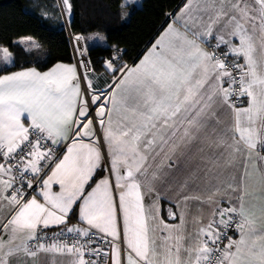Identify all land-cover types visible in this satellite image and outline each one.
<instances>
[{
	"label": "snow or ice",
	"instance_id": "obj_1",
	"mask_svg": "<svg viewBox=\"0 0 264 264\" xmlns=\"http://www.w3.org/2000/svg\"><path fill=\"white\" fill-rule=\"evenodd\" d=\"M61 7L70 19L71 0ZM165 23L138 63L117 65L119 55L103 62L112 73L103 91L90 80L82 89L77 65L0 74V264H40L41 254L68 258L58 264H97L86 256L108 253L91 247L96 240L110 245L112 264H264V208L257 217L248 185L252 154L264 151V0H186ZM73 39L84 56L81 41L105 36ZM210 39L212 52L202 47ZM20 43L39 47L31 37ZM0 60L13 63L7 47ZM78 63L91 71L90 61ZM206 142L219 149L210 158L219 171L202 187L194 173L178 175V160ZM102 148L119 190L123 237L113 184L95 179ZM256 170L264 180V169ZM164 182L177 193L178 211H169L176 224L157 220L155 203H144L145 190ZM256 199L264 200V185ZM189 202L217 205L207 224L189 220ZM74 208L87 228L40 234L67 225ZM233 225L237 239L223 230ZM65 232L74 234L71 243Z\"/></svg>",
	"mask_w": 264,
	"mask_h": 264
},
{
	"label": "trees",
	"instance_id": "obj_2",
	"mask_svg": "<svg viewBox=\"0 0 264 264\" xmlns=\"http://www.w3.org/2000/svg\"><path fill=\"white\" fill-rule=\"evenodd\" d=\"M184 1L142 0L141 5H128L122 0H71L72 15L65 25L31 9V0H0V45L9 47L14 57L12 64L0 68V74L31 65L46 69L59 61H74L69 30L73 35L99 32L106 37L107 45L87 47L94 73L105 72L103 62L118 51L122 60L117 65L135 63L166 25L167 12H176ZM23 36H33L45 46L44 59L35 61L15 42Z\"/></svg>",
	"mask_w": 264,
	"mask_h": 264
},
{
	"label": "crops",
	"instance_id": "obj_3",
	"mask_svg": "<svg viewBox=\"0 0 264 264\" xmlns=\"http://www.w3.org/2000/svg\"><path fill=\"white\" fill-rule=\"evenodd\" d=\"M185 3H186V0L178 8V10L174 13V15L180 12L181 8L184 6ZM123 4H127V3L123 2ZM64 18L66 19V21H63L61 14H57L54 21L58 23L63 22L65 23V25H67L69 17L65 15ZM164 27H166V25ZM162 30L159 32V34L162 32ZM159 34L156 36V38H158ZM23 37H28V36H23ZM213 41H215V39H210L209 42L207 44L202 45V47H204L206 51L211 52L210 43ZM233 43H238V41L233 39ZM152 44L144 51V53L135 63H138L139 60L142 59V57L145 54H147L148 50L152 47ZM90 45L91 44H89V46ZM104 45H107V42ZM24 48L28 49L26 47ZM241 60L243 61L242 58ZM57 64L77 65V73L78 75H80L79 64L76 60L72 62L59 61L46 69H40L36 65H31V66L22 67V68L9 71V72L20 71V70L28 69V68H36L37 71L46 72V71H49L51 68H53ZM7 66L8 65H6L5 67ZM0 68H4V67L0 66ZM3 74H7V72ZM110 74H111L110 71H105L103 73H97L96 75L90 74L89 80L91 81L92 86L97 91H103L106 89L107 84L111 83L112 77H110ZM81 88L82 89L84 88L83 80H81ZM97 127L99 129V126ZM102 131H103L102 129H100L99 131V135L101 136V139H102ZM200 149H203V152H201ZM218 152H219V149H216L210 146V144L207 142L206 143H195L191 145L189 150H187L186 153L182 155L178 160V167L180 169V172L178 173V175H180L182 178L183 176L194 173L197 178V183H199L202 187L210 186L208 183L209 181H211L212 183H216L214 176L218 173L219 169L213 166V163L211 162L210 158L217 155ZM260 157H264V151L259 152V155H257L256 153H253L251 157V161L248 164L249 191L253 194L252 197L249 199V204L255 207L257 217H260V209L264 208V200L256 199V193L260 190V187L264 185V180L261 179L260 172L256 170L257 168L264 169V160H261ZM107 159H108V162H107ZM106 163L108 164V166H106ZM109 168H110V157L107 155V149L102 148V160H101L100 167L97 169V176L95 177V179L98 180L99 178H101V176L109 177L113 184V196L117 203L118 224L120 226L121 234L123 237V221H122L120 209L118 207L119 190L115 187V176L110 174ZM226 187L227 185L222 186V188H226ZM54 190H58V189L54 187ZM86 190H90V189H86ZM216 199L219 201V206L221 207L226 206L227 200H226V196L223 193L220 196H217ZM144 203L146 207L151 206L153 203H155V211H156L157 220H163L165 223H168V224L179 223V220L172 221L169 219V211H173V212L178 211L176 207L177 193L173 190L172 186L169 183L167 182L161 183L157 185L150 192L145 190ZM216 206L217 205L214 203L212 204L206 203L201 206L195 202H189V207L186 209V212H187V215L190 221L192 220V218H197L201 221V223L207 224L208 221L212 218V212ZM218 218L219 217H216V219ZM2 219H3V216L0 215V220ZM258 222L261 226H264V218H260ZM72 226L80 227V228L88 227L86 224H84L83 222L79 220L78 208H74V214H70V219L67 225L53 226V227L42 229V230H55L59 228L65 229L66 227H72ZM232 238L237 239L238 234L235 232ZM106 252L108 253V255L106 256L105 261L101 264H112L110 245H108V247L106 248ZM126 254H127V248L123 243H121L122 259ZM67 259H68L67 257L59 256V255L55 257H51V256L46 257L44 254H41L39 257L40 264H45V261H47V264H58V262L65 261ZM20 264H23V261H20ZM28 264H32V261L29 260Z\"/></svg>",
	"mask_w": 264,
	"mask_h": 264
},
{
	"label": "rangeland",
	"instance_id": "obj_4",
	"mask_svg": "<svg viewBox=\"0 0 264 264\" xmlns=\"http://www.w3.org/2000/svg\"><path fill=\"white\" fill-rule=\"evenodd\" d=\"M32 2V7L31 9H36L35 11H38V13L41 15H44L45 18H50L51 20H54L56 15L59 13L62 15V18H63V21H66V19L64 18L65 15L62 14V7H61V0H31ZM124 3H126V0H123ZM141 2L142 0H134V3H136L137 5H141ZM29 9V8H28ZM58 12V13H57ZM99 32H94V33H91V34H88V35H84L85 37H88V36H92V35H95ZM101 34V33H99ZM103 35V34H102ZM28 37H31L35 43L37 45H39V47H35V46H32L31 44H22L20 43L21 39L24 38V37H21V38H18L15 40V42L22 46V47H26L30 50H27L33 57V59L36 61H41L42 59H44V57L47 55V49L45 48V46L38 40L36 39L35 37L33 36H28ZM107 42V39L105 37V41H99V40H85L84 41V45H85V48H87L89 46V44L91 45H97V44H101V45H104L106 44ZM0 47H7V46H4V45H0ZM9 49V51L11 52L10 48L7 47ZM74 52V57L76 56V52ZM12 53V52H11ZM13 54V53H12ZM0 66L1 67H5L6 65H10V64H5L3 63L2 60H0ZM14 61V59H13ZM129 66H132L134 65L133 63L131 64H127ZM90 74H97V73H94V71H87V70H84L83 72H80V76L82 77V80H83V83H84V87L87 86V82L89 81V75ZM99 126L98 124L95 125V127L98 129ZM108 155V154H107ZM107 162H108V159H107ZM106 166H108V164L106 163Z\"/></svg>",
	"mask_w": 264,
	"mask_h": 264
},
{
	"label": "built area",
	"instance_id": "obj_5",
	"mask_svg": "<svg viewBox=\"0 0 264 264\" xmlns=\"http://www.w3.org/2000/svg\"><path fill=\"white\" fill-rule=\"evenodd\" d=\"M174 13H175L174 10L167 12L165 21H168L169 18H170V16L174 15ZM69 36H70V41H71V44H72V47H73V51L76 52L75 60L77 62H79L80 60L89 61L88 60V57L86 56V54L84 56H80V54L76 51L75 41L73 39V37L75 35H73L70 30H69ZM84 44H85L84 41H81L80 42L81 48H85V45ZM215 44H216V41H213V42L210 43L211 52L213 51V48H214ZM216 52L223 59L224 58V53L227 52V48L222 45L219 49H216ZM117 55H119L121 57V52L118 51L115 56H117ZM233 60H234V57L231 54H229L228 57H227L226 63H230ZM239 62L240 63H243V61L241 59H240ZM79 69H80V72H83L85 70L84 68H82L80 66H79ZM90 69H91V65H90ZM241 99H244V98H241ZM237 104H238V106H240V101L239 100L237 101ZM29 191H31V190H29ZM62 230H63L62 228L55 229V230H41L40 234L41 235H45L46 237H53L54 234L59 233ZM223 230L224 231H227V233H228L229 236H233V234L236 232L234 225L231 226V227H229V228L223 229ZM93 231H95V230H93ZM65 236L68 238V242L71 243L74 234H68V233L65 232ZM80 239H81V241H83V240H86L87 238H80ZM224 243H227V240H225ZM108 245L109 244L107 242H105V241L96 240L95 243L91 244V247L92 248L99 247L102 252H106V248L108 247ZM86 258L96 260L97 261V264H101V263H103L105 261L106 256H103V255L102 256H92V257H87L86 256Z\"/></svg>",
	"mask_w": 264,
	"mask_h": 264
}]
</instances>
